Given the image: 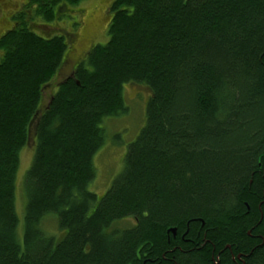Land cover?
I'll return each mask as SVG.
<instances>
[{"label":"trees","instance_id":"16d2710c","mask_svg":"<svg viewBox=\"0 0 264 264\" xmlns=\"http://www.w3.org/2000/svg\"><path fill=\"white\" fill-rule=\"evenodd\" d=\"M46 3L0 39V264H264V0H114L108 41L43 104L65 60L63 37L35 33ZM126 84L150 95L145 125L98 197L100 124L125 113Z\"/></svg>","mask_w":264,"mask_h":264},{"label":"rangeland","instance_id":"374dc122","mask_svg":"<svg viewBox=\"0 0 264 264\" xmlns=\"http://www.w3.org/2000/svg\"><path fill=\"white\" fill-rule=\"evenodd\" d=\"M113 0H83L77 6L72 8L71 15L76 18L78 24L75 26L77 30L85 29L87 43L103 45L108 41L106 11L109 10L110 3ZM62 17L55 19L52 23L55 29H67L63 23ZM37 23L39 20H35ZM49 28V27H47ZM47 28H42L36 34L46 37L45 33H50ZM41 33V34H40ZM84 38L83 36H81ZM67 65V64H65ZM64 75V71H61ZM59 79H55L58 81ZM47 92L44 94L42 103L45 104L46 98L52 94ZM122 97L125 113L119 116L108 117L102 121L100 128L103 131L104 142L102 146L95 152L92 158V164L95 171L93 180L88 186V190L98 197L103 195L110 187L113 180L119 175L123 168V157L128 146L137 138L141 129L145 125V109L150 98L148 91L142 86L123 85ZM34 134H30L26 145L20 151L19 163L15 176L14 202L15 212L18 217V229L22 234L25 206L27 198L24 190V178L31 167L33 159V141ZM133 220L120 221L113 224V231L129 228L133 225ZM56 220L53 217L44 219L41 223L43 232L46 236H54L55 239L60 238L61 232L57 229ZM135 224V222H134Z\"/></svg>","mask_w":264,"mask_h":264},{"label":"flooded vegetation","instance_id":"af4514ba","mask_svg":"<svg viewBox=\"0 0 264 264\" xmlns=\"http://www.w3.org/2000/svg\"><path fill=\"white\" fill-rule=\"evenodd\" d=\"M52 0H47L48 8L52 9L53 20L51 22L39 21L43 27L50 29V33H45L46 37L48 36H61L65 41V50H64V63L59 68L58 76L61 80L59 83H63L72 74L76 71L77 67L85 63L89 51L95 47L99 42L94 44L87 43V37H85L86 31L84 28L77 30L75 26L77 23L76 18L71 15L72 8L77 6L76 4H68L66 2H59L57 5H53ZM114 1V0H113ZM112 1V2H113ZM112 3H110L109 10L106 11L105 20L110 19L112 12L110 11ZM34 10V7L30 5V0H0V39L9 31H11L17 25V18L26 16L30 18L31 12ZM62 17L63 23L66 24L67 29H55L52 23H55L59 17ZM30 20V19H28ZM83 36L84 38H82ZM45 37V38H46ZM3 55V50L0 49V58ZM67 64V65H65ZM61 71H64L62 75Z\"/></svg>","mask_w":264,"mask_h":264},{"label":"water","instance_id":"95a60500","mask_svg":"<svg viewBox=\"0 0 264 264\" xmlns=\"http://www.w3.org/2000/svg\"><path fill=\"white\" fill-rule=\"evenodd\" d=\"M77 85H78V83H77ZM30 134V133H29ZM28 139H29V137H28ZM173 235L175 234V229H170L169 230Z\"/></svg>","mask_w":264,"mask_h":264}]
</instances>
